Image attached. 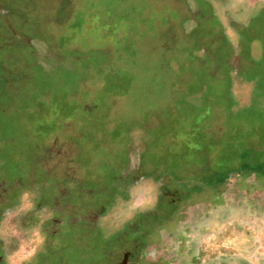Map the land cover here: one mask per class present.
I'll return each mask as SVG.
<instances>
[{
	"label": "rangeland",
	"instance_id": "1",
	"mask_svg": "<svg viewBox=\"0 0 264 264\" xmlns=\"http://www.w3.org/2000/svg\"><path fill=\"white\" fill-rule=\"evenodd\" d=\"M218 26L222 42H203ZM199 43L212 48L194 59ZM189 61L220 72H192ZM260 122L264 0H0V264H92L106 230L90 229L91 215L102 204L130 221L154 211L163 163L176 176L184 158L198 167L219 151L227 162L236 146L264 171V144H240ZM136 174L111 208V185ZM254 202L256 212L219 225L211 250L264 264V206ZM58 204L61 214L50 210Z\"/></svg>",
	"mask_w": 264,
	"mask_h": 264
},
{
	"label": "flooded vegetation",
	"instance_id": "2",
	"mask_svg": "<svg viewBox=\"0 0 264 264\" xmlns=\"http://www.w3.org/2000/svg\"><path fill=\"white\" fill-rule=\"evenodd\" d=\"M254 128L255 131L244 135L240 144L247 145L251 152H259L256 143L264 144L259 129L264 126ZM218 153L209 155L198 167L187 160V165L182 163L184 170L176 176L163 163L162 170L167 174L157 188L154 211L137 215L133 221L120 212L116 214V208L101 216L100 228L106 233H102L100 255L92 264H259L257 256L254 259L252 255L223 248L210 249L211 239L220 232L219 225L233 216L237 223L235 215L245 207L256 212L260 203L254 201L258 199L264 206V171L255 165V160L238 155L236 146L228 150L227 162L218 159ZM176 179L180 185L175 183ZM98 210L93 215H98ZM106 221L111 223L104 224ZM94 222L89 228L97 230L99 227Z\"/></svg>",
	"mask_w": 264,
	"mask_h": 264
},
{
	"label": "trees",
	"instance_id": "3",
	"mask_svg": "<svg viewBox=\"0 0 264 264\" xmlns=\"http://www.w3.org/2000/svg\"><path fill=\"white\" fill-rule=\"evenodd\" d=\"M192 14V17H194L195 16V18H197L198 19V21L199 22H201V21H203V11L200 9V6L197 8V10H196V12L195 13H191ZM210 16L212 17V15L210 14ZM209 16V18H211ZM214 16H215V14H214ZM216 20H217V22L219 23V25H220V21H219V19H218V17H214ZM259 18V19H258ZM255 19V20H254ZM263 18H260V17H256V18H253L252 20H254V22L256 23V24H258V23H260V22H262L263 20H262ZM215 22V20H212V23H214ZM217 25V24H216ZM221 26V25H220ZM224 33H223V31H222V29L220 30V27L218 26V28L216 29V28H210V30L208 31V32H206V38H204L203 37V42H205V41H210V43H215V46L217 45V43H221L222 41L219 39V36L220 35H223ZM244 34V32H242V35ZM207 35L209 36V38L211 39V40H209L208 38H207ZM210 35H212L213 36V38L210 36ZM241 35V36H242ZM243 37V36H242ZM249 41V40H248ZM217 42V43H216ZM244 42H242V44H243ZM212 45V44H211ZM209 46V47H208ZM218 46H220V45H218ZM193 47V46H192ZM209 48V51H211L210 49L212 48V46H210L208 43H199V44H197L196 46L194 45V50L193 49H191V53H190V56L192 57V58H196L197 56L195 55V53H197V52H199V51H202V49L203 48ZM230 47V46H229ZM228 47V48H229ZM227 48V49H228ZM223 49H226V48H222V50ZM195 51V52H194ZM223 52V51H222ZM221 60H222V62H221V65L220 66H222V67H224V64L225 65H229V67L233 64V57H232V53H231V55H229L228 54V56L227 55H225V54H221ZM226 56V57H225ZM193 59V60H194ZM197 59V58H196ZM196 61V60H195ZM189 63H191L190 61H189ZM192 65L194 64V63H191ZM211 64L212 63H210L209 64V66L208 67H206V64L205 63H195L194 65V67H193V69H192V72L193 71H198V69H199V67H200V65L204 68V70L207 72H209V74L211 75V76H217L216 74H218L219 72H220V70L218 69V67H217V65L213 68L212 66H211ZM207 69V70H206ZM208 72H207V74H208ZM228 81H230V78H228L227 79ZM249 81H255L254 79H250ZM203 87H210L209 86V84L208 83H205V84H203ZM208 96H210V95H208ZM218 110H220V109H218ZM201 113L202 112H200V114L199 115H201ZM197 123H198V121H196ZM202 126L203 124H202V121L200 122V123H198V124H195V125H193L194 126V132H196L197 133V131L200 129V127L199 126ZM259 126H261V122H260V125ZM201 130V129H200ZM249 132H250V129L248 128V129H246V132H243L244 134H243V136H242V138H244V135L245 134H249ZM200 145H197L198 147H199V149H202V144L201 143H199ZM215 146H217V145H215ZM218 147V148H217ZM217 147H214L215 149H219L220 147L219 146H217ZM188 152V151H187ZM194 152H196L197 153V150L196 151H194ZM181 155H184V154H181ZM182 160V159H181ZM184 164H188V162H187V159L186 158H184V162H183ZM181 165H183V164H181ZM142 175H140L139 177H138V175L136 174V175H134V181L133 180H131L130 181V179L129 178H126V181H123L121 184H119V185H116V178L113 176V178L111 179V182L114 184V185H111V192H112V194H110V203L109 204H111L110 206H111V208L112 207H115V206H117L116 204H117V199H118V197H119V195L121 196V195H123V194H125V193H129L130 191H131V187H133V185H135V184H138V179L141 177ZM20 185H24V179L22 178V179H18V181H17ZM121 186V187H120ZM122 188V189H121ZM127 188V189H126ZM112 195H113V197H112ZM94 198V197H93ZM93 200H95V199H93ZM59 205L60 204H58L55 208H53L52 209V207L53 206H51L50 207V210L51 211H53V210H59ZM99 218H98V220H96L97 218H95V217H90V221H96L97 223L98 222H100L99 220H100V217L102 216V218H103V216H105V215H107L108 213H106V210L104 211V206H103V204L102 205H99ZM110 208V209H111ZM113 209V208H112ZM47 210V208H45V211ZM49 210V209H48ZM111 211V210H110ZM51 213V212H50ZM59 213L61 214V209L59 210ZM4 216H5V214H4ZM49 218L51 219V215L49 214ZM1 218H2V216H0ZM65 219V218H64ZM62 220V215H60V219H59V221H61ZM59 221H57L56 223L58 224L59 223ZM92 222V223H93ZM51 223H53V221L51 222ZM92 223H90V225L92 224ZM95 223V222H94ZM29 236H28V239H26V236H24L23 237V239H25L26 241H29ZM21 243H22V239H21ZM26 243V242H25ZM24 243V244H25ZM23 246V245H22Z\"/></svg>",
	"mask_w": 264,
	"mask_h": 264
}]
</instances>
